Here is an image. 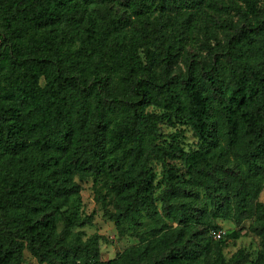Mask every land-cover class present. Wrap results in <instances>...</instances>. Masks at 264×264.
Instances as JSON below:
<instances>
[{"label": "trees", "instance_id": "1", "mask_svg": "<svg viewBox=\"0 0 264 264\" xmlns=\"http://www.w3.org/2000/svg\"><path fill=\"white\" fill-rule=\"evenodd\" d=\"M263 189L264 0H0V264H264Z\"/></svg>", "mask_w": 264, "mask_h": 264}, {"label": "rangeland", "instance_id": "2", "mask_svg": "<svg viewBox=\"0 0 264 264\" xmlns=\"http://www.w3.org/2000/svg\"><path fill=\"white\" fill-rule=\"evenodd\" d=\"M168 130V129H166ZM184 144L185 148H190L195 146L196 139L191 135V132L185 130ZM155 172L159 174L160 166L159 164H153ZM259 199L264 202V189L261 192ZM81 201H82V215L93 216V224L90 226H85L82 228L84 235L89 236L92 234H98L103 238L101 240L99 249L100 257L102 260H108L114 258L117 253L121 252L124 248L131 246L136 243L134 238L129 236L120 237L118 236L117 230L113 223L109 221L100 210V207L94 199V193L92 190V182L90 180L86 181L82 185L81 190ZM175 225V223H173ZM220 229L224 230L226 234L237 229L229 220H219L217 221ZM250 221H245L243 227L245 228L241 231L237 239H229L228 247L225 249L227 257L232 256L237 250L243 249L248 255V260H253L259 253V238L254 235L251 231H248V226ZM26 258L30 264H40L34 259H31L26 253ZM249 264V263H248Z\"/></svg>", "mask_w": 264, "mask_h": 264}, {"label": "built area", "instance_id": "3", "mask_svg": "<svg viewBox=\"0 0 264 264\" xmlns=\"http://www.w3.org/2000/svg\"><path fill=\"white\" fill-rule=\"evenodd\" d=\"M224 233H225V231L222 230V229H219V230H211V231H210V234H211V236H213V237H220V236L223 235Z\"/></svg>", "mask_w": 264, "mask_h": 264}]
</instances>
